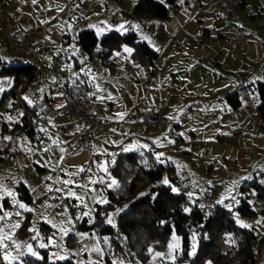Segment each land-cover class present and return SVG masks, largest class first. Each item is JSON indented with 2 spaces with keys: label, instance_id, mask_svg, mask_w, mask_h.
<instances>
[{
  "label": "rangeland",
  "instance_id": "374dc122",
  "mask_svg": "<svg viewBox=\"0 0 264 264\" xmlns=\"http://www.w3.org/2000/svg\"><path fill=\"white\" fill-rule=\"evenodd\" d=\"M32 1L0 0V34L1 31L7 33L8 29L13 30L12 32L19 29L20 32L26 30L25 16L29 19L33 18L36 26L48 28L46 34L30 37L29 41L32 43L27 47L28 54L6 52L2 48L0 50L4 59L9 60L16 55L26 61L32 60L38 65L35 78L26 82L25 90H18L17 95H4L5 91L13 87L14 79L11 75L0 74V85L4 88V91L0 92V193L6 190L13 191L15 198L31 209V211L17 209L12 203V197L4 196L0 199L3 209L11 213L4 221H0V229L11 235V239L4 241L7 247L0 248V264H8L3 259L6 252L11 256L24 253L18 260L12 261V264H24V258L32 256L27 253V245H31L38 253V256L34 257L37 259H42L44 256L42 251L46 250L50 261H53L50 259L51 254L57 253L65 256V259L72 258L75 264H92V262L105 264V257L109 251L108 242L105 243V240L101 239L96 227L83 230L79 225L84 220L91 226L95 225L97 206L107 204L101 201L109 202L108 192L116 186L110 188L108 185L112 180L119 184L118 177L113 173V166L117 154L124 150L122 148L124 144L136 147L148 145L145 149H152L155 156L163 153V158L168 157L176 168L179 181L172 183L167 176H164L157 183L164 184L163 180L166 178L169 181L166 185L179 189L174 193H181L184 188H188L186 193L191 202L209 187L220 185L221 189L216 195L217 202L223 201L221 205L230 203L228 209L234 212L236 223L239 219L249 226L255 224L263 233L262 212L256 210V215L253 217H244L239 213L238 207L242 197L247 198L253 207L256 206L255 203L264 202L263 198L256 195L254 188L242 189L244 182L255 176H259L264 182V162H259L260 157H255L250 168L247 163L242 165L236 160L237 156L231 154L233 150L231 143L244 145L249 142V137L236 133V127L246 128L254 123L257 126H251L249 129L259 127L264 132V118L261 117L257 107L248 109L243 105L237 110L232 109L227 102L226 94L239 86L247 85L250 86L252 101L257 103L260 98L256 84L259 80L264 81V0H246L244 6H240V2L232 8L233 15L224 16L227 23L231 19L234 24L245 29L246 39L243 42L220 39L218 31L213 30L212 43L227 46L230 52L223 61L214 60L211 47L192 38L195 29L211 27L210 23L214 19L213 11L215 7L221 8L222 0H176L175 4H168L166 0H157L168 5L171 12V17L168 19L133 15L132 8L137 0H100L105 6L104 14L95 12V4L85 5L86 3L83 2L80 4L77 0L76 2L35 0V3ZM23 13L25 15L21 17ZM197 16L206 18L202 26H199L198 21H191ZM56 17L60 18L55 20ZM43 18H47L46 21H60L63 27L65 25L67 28L45 23ZM121 24L127 31L119 29ZM83 29L95 30L99 39L109 30H118L123 34L135 31L139 40H146L151 45L156 43L157 52H160L159 58L149 71L130 57L133 48L126 44L115 50L109 62H103L99 54H94L90 58L79 45L78 35ZM100 29L104 31L100 32ZM54 30L71 35L69 44L65 40V51L69 54L63 64L70 67V78L81 72L84 81L92 88L96 100L97 97H105L101 101L103 104L112 102V108L107 107L102 112H109L106 115L113 122L109 127L111 132L117 130V122H121L120 129L123 131L113 132L106 140L101 139L108 145L114 146L115 153H109L106 144L95 142V158H92L88 151L73 143L68 144L66 138L57 131L46 128L39 121V118L46 117L51 126H55L60 123L61 116L65 118V115L61 114L63 107H57L65 104V81L57 79L53 70L52 46H58L60 42L53 35ZM199 44L201 47L198 48L196 45ZM40 45H45L41 59L32 53ZM125 47L132 51L125 52ZM201 49L202 63L206 67L193 68L191 78L185 75L181 77L182 74L177 76L170 74L174 71L169 60L172 52L185 58V53L192 51L194 56L199 54ZM72 55L79 59L80 68L75 66ZM190 59L191 56H188L184 60ZM1 69L2 65L0 71ZM201 76L206 79L201 80ZM23 96H27L32 104L22 99ZM108 96L112 99H107ZM28 108H36L34 120L38 126L33 136L24 126V117ZM143 111H150L154 115L156 111H163L164 116L161 121L154 122V125L148 129L140 122ZM117 113H124L123 119L118 118ZM8 117H12V120H8ZM176 125H182L183 130L180 133L185 138L184 142L176 143V136L171 135L170 129L178 131ZM135 132L138 136L135 137V143H132L131 135ZM100 134L103 136L104 133L100 132ZM219 134L222 136L221 140ZM3 137H11V139L4 140ZM53 141L59 143L54 144ZM168 144L179 145V149H168ZM208 148L211 149V154L206 160L204 154ZM205 161L209 162V168L205 167ZM255 166L263 170L256 171ZM105 168L107 171H104ZM66 180H71L73 183L66 185L63 183ZM21 183L28 186L32 194V203L20 199L18 187ZM57 189L61 191L58 192ZM69 189L78 197H82V201L76 197L66 196ZM127 208L128 202L110 208L104 214L103 223L108 224L107 220L111 218L113 221L111 225L116 226L120 215ZM17 211L22 215H16ZM84 213L89 214L84 215ZM27 217H29L28 221H26ZM17 222L20 227L13 230L12 225ZM24 225L25 229L22 231ZM237 225L243 227L239 223ZM33 228L39 233V237L35 240L32 239L36 235V232L31 231ZM62 229L67 231V235L61 231ZM259 236L261 237L260 234ZM50 237L55 240L54 245L39 247L41 243L48 244ZM227 239L230 240L231 236H227ZM198 242V234L194 232L190 237L191 257L198 250ZM169 244H176L177 247L170 249ZM182 244V237L174 231L165 250L151 251L150 264L177 261L181 256ZM193 244L196 249L194 254H192ZM96 249H101L102 254ZM156 253L161 255L157 256ZM114 259L119 262L118 258ZM207 264L213 263L208 261ZM256 264H264V258H258Z\"/></svg>",
  "mask_w": 264,
  "mask_h": 264
},
{
  "label": "trees",
  "instance_id": "16d2710c",
  "mask_svg": "<svg viewBox=\"0 0 264 264\" xmlns=\"http://www.w3.org/2000/svg\"><path fill=\"white\" fill-rule=\"evenodd\" d=\"M175 4L176 0H166ZM132 13L138 17L168 19L171 12L167 4L157 0H137ZM80 47L90 56L99 54L103 62H109L116 49L126 44L133 48L132 58L149 71L159 58L155 51L145 41H141L134 31L121 33L111 30L101 39L93 29H83L78 35ZM0 74L14 77L13 87L4 95H17L19 87L26 77L32 81L35 77L36 66L28 62L8 63L0 53ZM65 91L71 94H81L88 100L92 96V88L84 81L82 84L65 85ZM260 96L258 111L264 118V81L256 84ZM230 107L234 110L243 105L250 106L252 97L250 86L242 85L226 94ZM36 108H28L24 117V126L32 136L37 132L38 123L34 120ZM158 116L153 119H158ZM179 128V125H176ZM178 140L182 138L178 136ZM113 173L118 177V187L109 190V202L96 208L97 220L95 225H89L85 220L79 225L83 230L96 227L102 240L107 238L109 251L105 264L123 261L124 264H150L151 250H165L175 231L182 237L181 256L177 261L165 264H256L257 246L260 241V228L255 224L250 227H240L235 215L225 205L216 201L215 206L197 205L195 198L191 202L184 188L181 193H174L171 185L159 184L157 181L167 176L172 183H177L179 177L173 163H159L153 152L147 149L122 151L118 154L113 166ZM254 188L259 197L264 198V182L259 176L244 182L242 189ZM20 199L32 203V194L27 185L21 183L18 187ZM144 193V195H141ZM128 202V208L120 215L116 226L104 224V214L110 208ZM184 209H189L185 212ZM244 217H253L256 210L247 198H241L238 207ZM2 212H0L1 215ZM29 217L26 218V221ZM25 225L22 227L24 231ZM198 234V250L190 256V237ZM227 236H231L228 240ZM43 258L32 256L24 258V264H75L72 258L62 261H50L48 253L43 250ZM1 254V249H0Z\"/></svg>",
  "mask_w": 264,
  "mask_h": 264
},
{
  "label": "crops",
  "instance_id": "0c3cea01",
  "mask_svg": "<svg viewBox=\"0 0 264 264\" xmlns=\"http://www.w3.org/2000/svg\"><path fill=\"white\" fill-rule=\"evenodd\" d=\"M8 1V0H7ZM75 2H76V0H74ZM80 4L83 2V3H86L85 5H89V4H95L96 5V13L97 14H104V12H105V6L100 2V0H77ZM225 1L226 0H222L220 3H221V8L219 9V8H217V7H215V9H214V11H213V15H214V19L212 20V22L210 23V26L211 27H200V29L199 30H197V29H195V33H194V35L192 36V38L194 39V41H198V40H200L202 43H205L206 45H209L210 47H211V49L213 50V59L214 60H217V61H223L225 58H227L228 56H229V49H228V47L227 46H223V45H221V44H214V43H212L213 42V39H212V37H211V34L213 33V30H217L218 31V36L220 37V39H225V37H224V34L226 33V32H228V31H230L231 30V25H232V23H235L234 21H232L231 19H230V21L227 23L226 22V20H225V18H224V16H226V11H225ZM33 2V1H32ZM36 2V1H35ZM82 3V4H83ZM217 3V2H216ZM240 6H244V5H246V0H244V1H242L240 4H239ZM3 9H1V11H2ZM221 11H224L223 13H221ZM35 13H38V11H35ZM28 14V13H27ZM25 15V13H23V14H21L20 16L21 17H23ZM26 18V20H27V24H26V27H27V29L28 28H33V27H35L37 24L35 23V21H34V19L33 18H28V16H25ZM20 18V17H19ZM58 18H60V17H56L55 18V20L56 19H58ZM26 20H24V22L26 21ZM43 21H45V23L46 22H48V23H50L51 25H60L61 27H63V24H61V22L60 21H54V20H50V21H46L47 20V18H43L42 19ZM206 20V18H202V17H200V16H197L196 18H195V20L194 19H191V21L193 22V21H198L199 22V26H202L203 24H204V21ZM240 24H242L241 22H240ZM3 26V28H4V25H2ZM63 28H67V26H65L64 25V27ZM184 28V27H183ZM26 29V28H25ZM26 29V30H27ZM228 29V31H226ZM13 30H11V29H8V31H7V33L5 32V31H1L2 33L0 34V50H1V48L5 45V39H6V36L10 33V32H12ZM18 31H20V29L18 30ZM25 31V30H24ZM109 31H111V30H109ZM109 31H107L106 33H108ZM5 32V33H4ZM135 32V31H134ZM105 35V34H104ZM66 36V43L67 44H69L70 42H71V35L68 33V34H66L65 35ZM217 36V37H218ZM99 37V36H98ZM56 38V37H55ZM145 42H147L148 44H149V46L150 47H152L155 51H158V49H156V46H155V44L156 43H152V45L148 42V41H146L145 40ZM241 42H243V41H240V42H237V43H241ZM31 41H29V45H28V47L31 45ZM195 43V42H194ZM196 44V43H195ZM205 45V46H206ZM41 46H44V47H41ZM196 46H198V48L199 47H201V45L199 44V45H196ZM223 46V48L220 50V48ZM56 47L57 46H52V50H53V57H54V54H55V51H56ZM45 49V45H40V47L39 48H36L35 50H33L32 51V53H34V54H36L37 56H39V58L41 59V53H42V50H44ZM28 50V49H27ZM84 51V50H83ZM8 52V51H7ZM180 52H182V49H181V51ZM192 52V51H191ZM190 51L188 52V53H185L186 55H184V57L185 58H183V57H179V56H177L176 54L177 53H175V52H172L171 54H170V56H169V60H170V62H171V65L173 66L172 67V69H174V71H171V75L172 74H174V75H172V76H177V75H180V74H182V75H180L181 77L182 76H184L185 75V77H187V78H191V76H192V73H191V71H193V68H195L196 66H203V67H206V65L204 64V63H202L203 62V54H202V49L200 50V52H199V54H194V56H192V54L194 53H191ZM26 54H28V51H26L25 52ZM66 53L67 54H69V52L68 51H66ZM132 53H133V51L131 52V54H130V57H132L131 55H132ZM160 53V52H159ZM18 54V53H17ZM22 54H24V53H22ZM95 53H93V55H94ZM12 55V54H11ZM188 56H191V59L190 60H184V59H186V57H188ZM66 58H67V56H66ZM68 58H71L70 56H68ZM91 58V57H90ZM28 59V58H27ZM72 59H73V61H74V63H75V66L77 67V68H80V66H81V63H80V61H79V59L76 57V56H74V55H72ZM4 60H6V62H8V63H11V62H28V63H32L33 65H35L36 66V71H35V76H36V72H37V66L38 65H36L35 64V62L34 61H30L29 59L26 61L24 58H21V57H16V55H13V57H11L9 60L8 59H4ZM67 61H68V59H67ZM67 65V64H66ZM68 66V65H67ZM70 72H71V70H70ZM78 72H79V70H78ZM177 74H176V73ZM13 77V76H12ZM84 76H83V74H81V72H79V73H76V75H74L73 77H71L70 78V73H69V76H68V78L70 79V81H71V85H74V84H82L83 82H84V78H83ZM35 78V77H34ZM201 78V80H204V79H206V78H204V76H201L200 77ZM13 79H14V77H13ZM173 80H175L174 78H173ZM259 81H262V80H259ZM26 84V83H25ZM24 84V86L22 87V91H24L25 90V88H26V85ZM64 90H65V88H64ZM65 97H66V91H65ZM90 100V102L91 103H94L95 101H99V100H96L95 99V96L94 95H92L91 96V98L89 99ZM99 102H101V101H99ZM253 102V104H252V106H247V105H245L246 107H248V109H250V108H253V107H258V104L260 103V98H258V101H257V103L255 102V101H252ZM103 103V102H102ZM104 104H107L108 106H109V108L111 107L112 108V102H107V103H104ZM256 105V106H255ZM258 109V108H257ZM154 111V110H153ZM145 111H143L142 113H141V119H140V122H142L143 123V113H144ZM162 112L163 111H156V114H155V116H158L159 118L158 119H155L154 120V122L155 123H157L158 121H161V119H162V117L164 116V115H162ZM101 113H102V116L103 117H106V118H108V116L106 115V114H109V112L107 113H103L102 111H101ZM61 114H63V115H65V118H63L64 116H61V121H60V123H58L57 125H60V126H62L64 129H65V132H66V134L65 135H62V134H60L61 136H63L64 138H66L67 140H66V142L68 143V144H70V143H73V144H75L77 147H80L78 144H77V141L72 137V134H73V132L74 131H76L78 128H79V126H80V123H78V122H76L75 120H73V119H71V118H68V117H66L67 115L65 114V112H64V109H63V113H61ZM253 114V113H252ZM248 117H249V115H248ZM262 117V116H261ZM46 118V117H45ZM47 119V118H46ZM48 120V119H47ZM259 122V121H258ZM113 123V122H112ZM262 124V121H261V123H260V125ZM57 125H55V126H57ZM117 130L116 131H113V132H122L123 131V129H120V125H121V122H117ZM256 127L257 125H254V123H252L251 125H249V126H247L246 128L245 127H241V126H239V127H236L235 128V130H236V133H238V134H241V135H245V136H247V137H249V139H248V144H240V143H231V146H233V150L231 151V154L232 155H234V156H237V158H236V160L239 162V163H241L242 165H244V164H246L247 163V166L249 167V166H251L253 163H254V161H255V159L257 158V157H260L259 158V162H261V161H263L264 162V132L263 131H261L260 129H259V127H257V129H249L250 127ZM179 127L180 128H178V127H176V128H178V131H177V129L176 130H174V129H170L171 131V135L172 136H176L175 138H176V143H178V142H181V141H183L184 142V140H185V138H184V136H182V134L180 133V131L181 130H183V128H182V125H179ZM211 130V129H210ZM100 132H102V133H104L103 134V136L100 134L99 135V133ZM98 134H97V136H96V139L94 140V143L95 142H97L98 144H100V142H102L103 144H106V148H107V150H109V153H112V152H116L115 150H114V146H110V145H108L104 140H106L107 138H110L111 137V134L113 133V132H111L110 131V128L108 127V128H105V129H103L102 131H100ZM210 134H211V132H210ZM136 136H138V135H136V132H135V134L134 135H131V137H132V143H135V140H136ZM178 136H180L182 139L181 140H178L177 138H178ZM134 137V138H133ZM219 139L221 140V138H222V136H221V134H219ZM101 138H103L104 140H102ZM109 140H111V139H109ZM261 140V141H260ZM260 141V142H259ZM96 144V143H95ZM133 146V145H132ZM131 145H127V144H124L123 146H122V148L123 149H125V148H130V150L129 151H132V150H138V149H145L144 147H136L135 145H134V147H132ZM167 148L168 149H172V150H177V149H179V145H175V144H168L167 145ZM85 150V149H84ZM147 150H151L152 152H153V150L152 149H147ZM87 151V150H86ZM124 151V150H123ZM120 152H122V151H120ZM119 152V153H120ZM186 152H188V151H186ZM88 153H90L89 151H88ZM118 153V154H119ZM154 153V152H153ZM91 154V153H90ZM118 154H117V156H118ZM155 156V155H154ZM91 157L92 158H95V154H94V150H93V153L91 154ZM256 157V158H255ZM155 158H156V156H155ZM161 160H163V163L165 164V163H169L171 160L168 158V157H161ZM166 160V161H165ZM158 161V160H157ZM159 162V161H158ZM159 163H161V162H159ZM247 167V168H248ZM250 168V167H249ZM255 169H256V171H258V170H263L262 168H260V167H254ZM255 171V172H256ZM251 178V177H250ZM249 180V179H248ZM205 193V192H204ZM203 193V194H204ZM202 194V195H203ZM256 195L258 196V194H257V191H256ZM201 196V195H200ZM259 197V196H258ZM263 200H264V198H263ZM217 201V200H216ZM255 204H264V202H260V203H255ZM255 210H259L256 206H254L253 207ZM260 211V210H259ZM262 212V211H261ZM262 214L264 215V213L262 212ZM263 232H264V230H262Z\"/></svg>",
  "mask_w": 264,
  "mask_h": 264
},
{
  "label": "built area",
  "instance_id": "2783aa9c",
  "mask_svg": "<svg viewBox=\"0 0 264 264\" xmlns=\"http://www.w3.org/2000/svg\"><path fill=\"white\" fill-rule=\"evenodd\" d=\"M243 0H226L225 1V11L227 15H233V7ZM48 28L46 26H35L23 32L16 31L10 32L5 39V45L2 47L3 51H14L17 53H25L29 45V39L36 34H46ZM53 35L60 41L59 45L56 47L54 54V63L53 70L57 79L65 81V85L71 86V81L68 78L70 73V67L63 65L66 60V49H65V40L66 36L62 31L54 30L52 31ZM225 39L234 42L244 41L246 39L245 29L241 26L232 23L231 30L224 34ZM44 47V46H41ZM27 78L23 79L20 89L26 83ZM109 107L107 104L102 102L95 101L91 103L85 96L81 94H71L66 92L65 104L63 106L65 114L80 123L79 130L73 132L72 137L77 141V144L89 151L91 154L94 150V140L96 139L97 134L105 128H108L112 125V121L109 118L103 117L101 111ZM154 113L150 111H145L143 113V124L146 128L150 129L154 125ZM41 124L46 128L53 129L58 133L65 135V129L60 126H51L49 121L45 117L39 118ZM211 154V149H206L204 158L209 159ZM205 167L210 166L208 161H205ZM221 189V186L215 184L214 186L209 187L205 193L201 196L195 198V203L197 205L205 207H213L216 204V195ZM226 207L230 206L229 202L225 203ZM256 207L264 213V204H256ZM260 241L257 246V258H264V232L261 233Z\"/></svg>",
  "mask_w": 264,
  "mask_h": 264
},
{
  "label": "snow or ice",
  "instance_id": "6c2138e0",
  "mask_svg": "<svg viewBox=\"0 0 264 264\" xmlns=\"http://www.w3.org/2000/svg\"><path fill=\"white\" fill-rule=\"evenodd\" d=\"M33 3H35V0H33ZM119 29H120L121 31H127V29L124 27L123 24H121V25L119 26ZM99 31H100V32H103L104 30H103V29H100ZM124 51H125V52H131L132 49L125 47ZM74 75H76V74H74ZM2 91H4V88H3L2 85H0V92H2ZM61 95H62V94H61ZM92 95H94V94H92ZM106 98H107V99H112L111 96H108V97H106ZM22 99H24L27 103L32 104V101H31L27 96H23ZM97 99L100 100V101H103V100L105 99V97H97ZM9 107H11V104L9 105ZM57 107H63V105H57ZM20 115H23V113H20ZM116 115H117V117L120 118V119H123V117H124V113H117ZM8 120H12V117H8ZM78 130H79V129H78ZM42 131H43V129H42ZM3 139H4V140H10L11 137H3ZM53 143H54V144H57V143H59V141H53ZM169 143H173V141H169ZM132 147H134V146H132ZM143 147H144V148H147L148 145H143ZM47 150H48V149H45V151H47ZM129 150H130V148H125V149H124V151H129ZM61 151H63V149H61ZM162 156H163V153H158L157 156H156V159H157L159 162H161V163H163V160H161V157H162ZM81 171H83V169H81ZM104 171H107V168H105ZM245 179H246V178H245ZM63 183L67 185V184H72L73 181H71V180H66V181H64ZM163 183H164V184H168L169 181L165 178V179L163 180ZM114 185L118 187L117 182H116L115 180H112L111 183H110L108 186L111 188V187L114 186ZM57 191L59 192V191H61V189H57ZM172 191H173V192H178L179 189L173 187V188H172ZM141 195H144V193H141ZM189 195H191V194L189 193ZM4 196L12 197V198H13L12 203H13V205H14L17 209L24 210V211H31V209H29L24 203L18 201V200L15 198V193H14L13 191H11V190H6V191H4L3 193H0V199H2ZM66 196H68V197H76L77 199H80V200L82 201V197H78V196L76 195V193H75L74 191H72L71 189H69V190L66 192ZM233 199H235V198L233 197ZM101 203H108V201H106V200H105V201H101ZM218 203H223V201H218ZM118 211H120V210H118ZM184 211L187 212V211H189V209H184ZM0 212L3 213L2 215H0V221H4L7 217H9V216L11 215V213H9L8 211H6V210L3 209V206H2V205H0ZM15 214L18 215V216H19V215H22V213H21L20 211H17ZM88 214H89V213H84V215H88ZM90 222H91V221H90ZM107 223L110 224V225L113 224L112 219L109 218V219L107 220ZM237 223L241 224L243 227H250L249 225L244 224L243 221H240L239 219L237 220ZM19 227H20L19 222H17V223H15V224L12 225V229H13V230L16 229V228H19ZM31 231L36 232V229L33 228V229H31ZM61 231H63L64 234L67 235V231H66V230H63V229H62ZM80 235L83 236V235H87V234H80ZM38 237H39V233L36 232V235L33 236L32 239L35 240V239H37ZM6 239H11V235L8 234V233H4V232H3V229H0V248H6V247H7V245L4 243V241H5ZM193 240H195V236H193ZM14 243H15V242H14ZM55 243H56L55 240H53V239L50 237L49 240H48V244L41 243V244L39 245V247H41V248H46V247H49V245H54ZM105 243H107V238H105ZM17 247H19V245H17ZM176 247H177L176 244H169V248H170V249H174V248H176ZM195 250H196V249H195V244H193L192 254L195 253ZM96 251L101 252V254H102V250H101V249H96ZM149 251L151 252L152 250L149 249ZM27 253H30L33 257L38 256V253H37L35 250H33V247H32L31 245H27ZM21 255H24V253H19L17 256H11L10 253H7V252H6V253L4 254V256H3V259H4L5 261H7L8 264H12V261L18 260V259H19V256H21ZM156 255L159 256V255H161V254H160V253H156ZM65 258H66L65 256H63V255H58L57 253H52L51 256H50V259L53 260V261H55V260H64ZM92 264H96V262H92ZM113 264H123V261H119V262H117V261H113Z\"/></svg>",
  "mask_w": 264,
  "mask_h": 264
}]
</instances>
